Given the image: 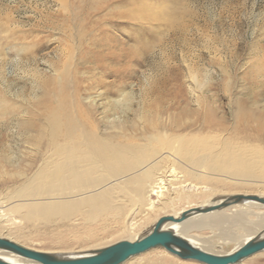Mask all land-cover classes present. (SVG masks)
I'll list each match as a JSON object with an SVG mask.
<instances>
[{"label": "bare ground", "instance_id": "bare-ground-1", "mask_svg": "<svg viewBox=\"0 0 264 264\" xmlns=\"http://www.w3.org/2000/svg\"><path fill=\"white\" fill-rule=\"evenodd\" d=\"M137 1L140 6L145 3ZM140 12H119L118 17L136 20ZM2 39L0 36V53ZM11 39L5 37L4 41ZM103 45H108V41L100 44ZM102 54L97 51L81 59L98 64L102 56L105 60L113 58L109 53ZM105 60L98 66L102 71L106 70ZM115 70L119 77L123 75L119 66ZM62 79L61 73L52 70V86L41 87L35 104L42 107L31 111V115L28 106L17 110L16 101L8 104L14 107L13 111L6 112L0 98V115L22 112L16 119V128L28 133L23 164L18 165L21 156L16 154L11 159L13 170L0 176V238L32 250L72 257L119 240H134L139 230L149 225L139 236L142 237L161 216L178 218L185 211L212 206L236 194L213 199L212 191L218 186L256 188L258 193L254 195L264 198L263 132L248 133L238 125L228 130L209 119L187 125L176 122L168 127L166 117H159L156 122L146 121L145 126L141 115L142 126L135 130L133 126L114 124L123 120L122 115L115 113L108 127L112 131L101 129L88 109L98 95L82 97L75 81L70 79L63 84ZM119 92L118 98L110 101L116 107L124 106L121 101L126 92ZM198 198L204 199L197 203ZM180 202L185 205L179 207ZM16 218L38 227V232L26 233ZM162 229L173 231L203 251L223 255L226 246H235L229 251L233 252L249 240L264 237V204L243 200L218 210L190 212L180 222L164 223ZM32 237L50 247L40 250L21 242ZM77 242L90 248L77 254L54 250ZM212 245L224 250H215ZM260 252L264 249L254 254ZM144 253L121 264H138L132 260ZM246 258L235 264H247ZM0 259L14 264L33 262L2 249Z\"/></svg>", "mask_w": 264, "mask_h": 264}, {"label": "rangeland", "instance_id": "rangeland-1", "mask_svg": "<svg viewBox=\"0 0 264 264\" xmlns=\"http://www.w3.org/2000/svg\"><path fill=\"white\" fill-rule=\"evenodd\" d=\"M144 2L140 6L137 0H0V98L6 112L13 111L15 101L17 110L28 106L30 115L36 108L40 110L42 104L35 103L41 87L51 88L52 70H56L63 75V84L75 81L82 97L98 95L88 109L101 129L110 130L115 113L123 120L114 124L135 130L142 126L141 115L145 126L146 121L156 122L159 117H166L168 127L209 119L228 130L238 125L248 133H264V0ZM139 9L142 12L136 20L118 17L119 12L136 14ZM5 37L14 39L6 43ZM105 41L108 45L100 46ZM97 51L115 59L102 56L98 64L82 61ZM104 60L107 65L102 71L98 66ZM112 61L117 63H109ZM118 66L121 77L115 70ZM119 91L126 92L121 101L124 106L116 107L110 101L118 98ZM21 113L0 115V176L13 170L11 159L16 154L21 156L18 165L23 164L28 133L16 128ZM212 192L213 199L229 193H258L256 188L221 186ZM203 199H196L197 203ZM184 205L178 203L179 207ZM16 220L26 233L39 230ZM22 240L35 249L50 247L36 237ZM88 248L90 245L77 242L54 250L77 254ZM234 248L226 246L224 253ZM164 251L151 249L132 261L202 264ZM261 253L245 262L264 264Z\"/></svg>", "mask_w": 264, "mask_h": 264}, {"label": "water", "instance_id": "water-1", "mask_svg": "<svg viewBox=\"0 0 264 264\" xmlns=\"http://www.w3.org/2000/svg\"><path fill=\"white\" fill-rule=\"evenodd\" d=\"M243 200H252L264 204V198L254 194H233L227 196L219 203L195 208L181 213L178 218L161 216L153 225L151 231L134 240H119L89 253L78 256H57L48 252L32 250L5 238H0V249L6 250L27 259L32 263L27 264H121L129 258L144 253L154 248H164L181 259L196 260L205 264H235L240 260L264 249V237L247 241L237 250L228 254L216 255L203 251L190 244L185 238L178 236L169 229H162L166 222H180L190 212H209L218 210ZM0 264H14L0 259Z\"/></svg>", "mask_w": 264, "mask_h": 264}]
</instances>
